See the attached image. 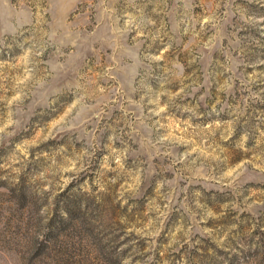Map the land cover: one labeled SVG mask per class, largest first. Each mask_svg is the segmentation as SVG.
Returning <instances> with one entry per match:
<instances>
[{
	"label": "rangeland",
	"instance_id": "rangeland-1",
	"mask_svg": "<svg viewBox=\"0 0 264 264\" xmlns=\"http://www.w3.org/2000/svg\"><path fill=\"white\" fill-rule=\"evenodd\" d=\"M0 264H264V0H0Z\"/></svg>",
	"mask_w": 264,
	"mask_h": 264
}]
</instances>
